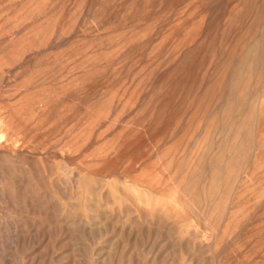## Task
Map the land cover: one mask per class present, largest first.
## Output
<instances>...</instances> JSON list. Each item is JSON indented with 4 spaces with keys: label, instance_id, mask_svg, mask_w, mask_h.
<instances>
[{
    "label": "rangeland",
    "instance_id": "1",
    "mask_svg": "<svg viewBox=\"0 0 264 264\" xmlns=\"http://www.w3.org/2000/svg\"><path fill=\"white\" fill-rule=\"evenodd\" d=\"M0 264H264V0H0Z\"/></svg>",
    "mask_w": 264,
    "mask_h": 264
}]
</instances>
